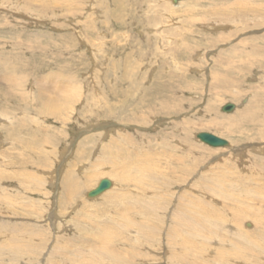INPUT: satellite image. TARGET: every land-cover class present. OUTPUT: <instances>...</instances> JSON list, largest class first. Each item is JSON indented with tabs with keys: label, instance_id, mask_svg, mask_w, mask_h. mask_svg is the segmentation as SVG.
<instances>
[{
	"label": "rangeland",
	"instance_id": "374dc122",
	"mask_svg": "<svg viewBox=\"0 0 264 264\" xmlns=\"http://www.w3.org/2000/svg\"><path fill=\"white\" fill-rule=\"evenodd\" d=\"M172 1L0 0V264H264V0Z\"/></svg>",
	"mask_w": 264,
	"mask_h": 264
},
{
	"label": "bare ground",
	"instance_id": "6f19581e",
	"mask_svg": "<svg viewBox=\"0 0 264 264\" xmlns=\"http://www.w3.org/2000/svg\"><path fill=\"white\" fill-rule=\"evenodd\" d=\"M152 1V0H151ZM171 1V0H170ZM197 1V0H196ZM173 2V1H172ZM169 3V2H168ZM177 7V6H176ZM171 9V8H170ZM170 11V10H169ZM127 22V21H126ZM216 26V25H215ZM212 27H213V25H212ZM180 32V31H179ZM179 52V51H178ZM181 52V51H180ZM256 52V51H255ZM187 53V52H186ZM177 54V53H176ZM182 54V53H181ZM181 54H179V55H181ZM258 54V53H257ZM178 55V56H179ZM255 59H257V57H255ZM176 60V59H175ZM178 62V61H177ZM176 63V62H175ZM257 73V72H256ZM258 74V73H257ZM133 77V76H132ZM216 79V78H215ZM171 81V80H170ZM169 85V84H168ZM261 85H263V84H261ZM160 89V88H159ZM158 89V90H159ZM166 89V88H165ZM217 89V88H216ZM260 90V89H259ZM262 92H264V89L262 88ZM261 93V92H260ZM249 96V95H248ZM234 97V96H233ZM261 97V96H260ZM258 98H259V96H258ZM262 99V98H261ZM62 100H64V99H62ZM66 100V99H65ZM247 102H248V99H246L245 100V102H244V104H247ZM128 104V103H127ZM139 104H141V103H139ZM65 106V105H64ZM137 106V105H136ZM143 106V105H142ZM135 107V106H134ZM143 108V107H142ZM249 108H250V106H249ZM255 108L257 109L256 111H255V118H253L252 116L246 121L243 117H246L247 116V113L250 115V110H251V108L250 109H248L247 108V110H244L245 112L243 113V114H245V115H242L241 116V114L240 115H237L236 114V116L234 117L233 116V119H234V121L237 123V124H241V122L243 123V120H245V124H246V122H248L249 124H253L254 122H256V123H258V124H262L263 123V120L261 119V117H263V115H260L261 114V109L259 108L258 109V106L255 104ZM163 109H165V108H163ZM167 109V108H166ZM165 109V110H166ZM138 110V109H137ZM240 110V109H239ZM239 110H238V112H239ZM170 110L169 109H167V111H160L161 113H168ZM236 111V110H235ZM263 111V110H262ZM237 112V111H236ZM264 112V111H263ZM231 114H233V113H230V115ZM163 118V117H162ZM234 127V126H233ZM237 127V126H236ZM258 127V126H257ZM242 138V137H241ZM244 139V138H243ZM242 141V140H241ZM229 147H231V144H230V146ZM219 149V148H218ZM258 149H260V148H258ZM261 150V149H260ZM236 152H237V156H239L240 154H241V152H243V150H240V149H236ZM142 172H145V174H146V171L145 170H142ZM156 172V171H155ZM129 178V177H128ZM108 179V178H107ZM123 179H125V177L123 178ZM136 179H140V177L139 178H136ZM120 180H122V178L120 179ZM101 181V180H100ZM99 181V182H100ZM112 181V180H111ZM130 181H133V180H130ZM123 182V181H122ZM126 182V181H125ZM128 182H129V180H128ZM112 183H113V186H114V182L112 181ZM66 184V183H65ZM68 184H69V186L66 184V186H68V188H69V190L71 191V192H74V190L72 189V187L75 185V183H69V181H68ZM99 184V183H98ZM97 184V185H98ZM263 185H264V183H263ZM65 186V187H66ZM112 186V187H113ZM258 186V185H257ZM67 188V187H66ZM65 188V189H66ZM228 189V188H227ZM257 189V188H256ZM110 190V189H109ZM154 190V189H153ZM254 190V189H253ZM252 190V191H253ZM263 190V189H262ZM91 191V190H90ZM167 192V191H166ZM105 193V192H104ZM104 193L103 194H101V195H104ZM108 193V192H107ZM255 193V192H254ZM216 194V193H215ZM100 195V196H101ZM223 195H225V193L223 194ZM238 195L240 196V194L238 193ZM243 195H244V193H243ZM100 196H97V197H95V198H98V197H100ZM220 196H222V194H220ZM230 196H233V195H230ZM245 196V195H244ZM257 196V195H256ZM101 197H103V196H101ZM69 198V197H68ZM95 198H92V199H95ZM260 198V197H259ZM231 201H233L234 202V204L236 203V202H241V201H239V200H236V199H238L237 197H235V196H233V197H231V198H229ZM119 201H121V199H119ZM258 203V202H257ZM260 204V203H259ZM241 207L240 208H237L236 206V208H234V209H232L231 210V215L232 216H234V218H233V220L231 221V222H233V224L234 225H227L228 227H229V229H228V232L229 231H237V233L240 231V226H241V221H242V213H244L246 216H248V217H251L252 218V216H253V214H255V221H253V223H255V227H257V226H262V228L263 229H259V232H260V236H264V217L262 216V215H260L258 212H256L255 210H253L252 209V207H250V206H243V204H241L240 205ZM260 209V208H259ZM141 211V210H140ZM233 211V212H232ZM149 212H151V211H149ZM148 213V212H147ZM146 213V214H147ZM141 214V213H140ZM149 214V213H148ZM213 214H215V213H213ZM151 215V214H150ZM141 216H142V214H141ZM143 217V216H142ZM149 217V216H148ZM215 216H213L212 215V213L210 212V211H207V213H206V216L203 218V219H199V218H195V220L194 219H192L191 221H190V223H188L187 225H186V230H187V232H186V234H187V237H188V239L191 241V242H199V243H201L200 242V240L202 239V240H204L205 242L206 241H209L210 239H214L212 236L214 235V236H216L215 235V232H209V230H208V228H207V225L209 226V227H216V229L218 228V227H220V226H225L226 224H229V220L228 219H226V218H223L222 217V219H221V217H216V218H214ZM174 222V221H173ZM192 223V224H191ZM145 225V224H144ZM251 224H248V226H250ZM245 228V227H244ZM258 228V227H257ZM227 229V228H226ZM155 230H157V229H155ZM159 230V229H158ZM210 230H212V229H210ZM209 234V235H208ZM257 234H259V233H257ZM240 236L241 237H246V233H241L240 234ZM217 237V236H216ZM201 238V239H200ZM224 238V237H223ZM260 238V237H259ZM220 239V238H219ZM249 239V238H248ZM262 239V238H261ZM184 240V239H183ZM220 240H222V239H220ZM247 240V239H246ZM257 240V239H256ZM263 240V239H262ZM245 241V240H244ZM252 241V240H251ZM241 242V241H240ZM247 242V241H246ZM249 242V241H248ZM245 243V242H244ZM250 243V242H249ZM181 245H183L184 246V248H186L187 250H188V254H193L194 256H195V263H193V264H197L198 263V261L196 260V254H197V252L200 250V249H195L192 253H189V246L187 247L186 245H188L187 243H181V244H179V246H181ZM246 246V245H245ZM250 246H253V247H255V243H250ZM260 246V245H259ZM261 249V248H260ZM262 251V250H261ZM201 252H203V251H201ZM251 252V251H250ZM246 253V252H245ZM252 253H253V251H252ZM202 254V253H201ZM235 254H236V256L238 257V258H242V259H244L245 257L243 256V251L241 250V249H236V251H235ZM197 256H198V254H197ZM103 257V256H102ZM228 257H229V255H227V253L225 254V256H224V258H222V259H220L219 261H226L227 259H228ZM104 258V257H103ZM110 258H113L115 261L117 260L116 259V257H114V256H110ZM175 258V257H174ZM185 256H176V263L177 264H180V262L181 261H183V260H185ZM199 259H201V258H199ZM224 262H222V263H220V264H223ZM122 264V263H121Z\"/></svg>",
	"mask_w": 264,
	"mask_h": 264
},
{
	"label": "water",
	"instance_id": "95a60500",
	"mask_svg": "<svg viewBox=\"0 0 264 264\" xmlns=\"http://www.w3.org/2000/svg\"><path fill=\"white\" fill-rule=\"evenodd\" d=\"M181 1H184V0H173V3L177 5ZM236 108L237 106L234 103H227L226 105L222 107V111L225 113H231L235 111ZM196 138L200 140L202 143L210 147H213V148H225V147L230 146L229 141H227L226 139L220 138L216 135H213L211 133L202 132V133L197 134ZM112 186H113V183L110 179H107V178L102 179L95 188H93L91 191L87 193V197L92 199L97 196H100L104 192L111 189Z\"/></svg>",
	"mask_w": 264,
	"mask_h": 264
}]
</instances>
